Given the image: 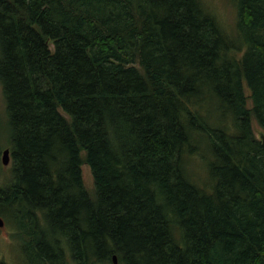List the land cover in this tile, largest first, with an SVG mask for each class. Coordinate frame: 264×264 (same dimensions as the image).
<instances>
[{
  "label": "trees",
  "instance_id": "16d2710c",
  "mask_svg": "<svg viewBox=\"0 0 264 264\" xmlns=\"http://www.w3.org/2000/svg\"><path fill=\"white\" fill-rule=\"evenodd\" d=\"M232 2L234 34L203 0H0V216L29 264H264V0Z\"/></svg>",
  "mask_w": 264,
  "mask_h": 264
},
{
  "label": "rangeland",
  "instance_id": "374dc122",
  "mask_svg": "<svg viewBox=\"0 0 264 264\" xmlns=\"http://www.w3.org/2000/svg\"><path fill=\"white\" fill-rule=\"evenodd\" d=\"M208 9L215 16L223 29L229 33H235V24L237 20V10L232 0H203ZM54 50V46L51 45ZM251 106V100L248 101ZM65 116L68 117L66 113ZM256 136L259 137L261 127L255 119L252 120ZM0 141L4 148L8 145V114L6 109V99L3 87L0 82ZM192 143L196 151L184 155V164L189 178L198 186L206 189L211 187L212 181L209 177L210 146L204 134L193 133ZM210 153V154H209ZM0 180L11 174V161L8 165L1 163ZM82 177L86 190L92 197L95 196V183L92 171L86 163L82 165ZM23 238L17 233L13 223L6 221L3 227H0V264H29L27 256L22 251Z\"/></svg>",
  "mask_w": 264,
  "mask_h": 264
},
{
  "label": "water",
  "instance_id": "95a60500",
  "mask_svg": "<svg viewBox=\"0 0 264 264\" xmlns=\"http://www.w3.org/2000/svg\"><path fill=\"white\" fill-rule=\"evenodd\" d=\"M11 161V156H10V149L9 148H5L2 151V163L4 165H8ZM5 225V221L4 219L0 216V227H3ZM113 260L114 263L117 264L118 263V258L117 255L113 256Z\"/></svg>",
  "mask_w": 264,
  "mask_h": 264
}]
</instances>
